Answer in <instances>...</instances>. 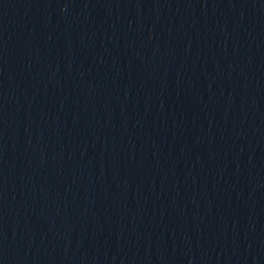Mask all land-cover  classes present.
Segmentation results:
<instances>
[{
  "label": "water",
  "instance_id": "obj_1",
  "mask_svg": "<svg viewBox=\"0 0 264 264\" xmlns=\"http://www.w3.org/2000/svg\"><path fill=\"white\" fill-rule=\"evenodd\" d=\"M0 264H264V0H0Z\"/></svg>",
  "mask_w": 264,
  "mask_h": 264
}]
</instances>
